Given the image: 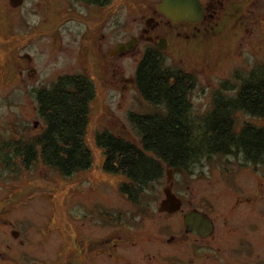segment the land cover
<instances>
[{"label":"rangeland","instance_id":"rangeland-1","mask_svg":"<svg viewBox=\"0 0 264 264\" xmlns=\"http://www.w3.org/2000/svg\"><path fill=\"white\" fill-rule=\"evenodd\" d=\"M152 1L156 22L166 24L158 15V0ZM9 2L0 0V209L5 210V239L18 225L13 234L29 238L30 252L60 262V253H66L68 244L81 233L99 237L113 230L96 228L94 214L84 219L89 210L99 214L96 207H109L105 212L110 214L113 206H128L119 189L123 179L102 170L103 155L95 146L94 133L119 125L118 133L138 144V130L129 116L156 110L134 85L140 58L146 50L156 49L140 39L150 16L143 17L139 0H116L99 15L94 5L86 6L83 0H25L16 8ZM244 22L240 15L222 17L212 29L198 33L191 28L187 37L184 26L153 24V30L169 39L163 52L166 64L185 67L197 76L194 114L211 109L220 94L235 97L242 79L264 63V0H249ZM135 38L140 41L133 49L114 52L118 44ZM82 73L90 76L97 90L87 135L93 168L71 179H62L40 162L26 169L23 159L13 157L14 144L31 139L44 126L37 92L50 89L62 75ZM235 120L236 131L247 123L264 124L241 112ZM167 171L164 167L160 180L143 195V204L151 202L153 213L142 217L134 229L137 264H165L166 256L177 253L173 247L177 243L167 242L179 235L181 215L158 212L167 186L186 200L185 210L197 208L214 220V237L230 238L229 242L246 239L253 244V258H264L263 166L248 163L242 154L213 155L201 159L191 174L174 172L170 183Z\"/></svg>","mask_w":264,"mask_h":264},{"label":"trees","instance_id":"trees-1","mask_svg":"<svg viewBox=\"0 0 264 264\" xmlns=\"http://www.w3.org/2000/svg\"><path fill=\"white\" fill-rule=\"evenodd\" d=\"M134 85L156 109L129 116L139 143L120 135L119 125L94 133L95 146L103 155L102 170L123 179L121 192L145 195L142 191L160 180L164 167L191 174L201 159L213 155L242 154L248 163L264 167V124L247 123L235 129L240 112L264 122V63L242 79L235 97L216 96L212 108L200 115L194 114L192 104L196 74L168 66L157 49L146 50L140 58ZM96 97V85L86 73L62 75L50 89H40L38 115L44 126L31 139L14 144L13 157L23 159L26 169L40 162L62 179L86 174L94 165L87 135Z\"/></svg>","mask_w":264,"mask_h":264},{"label":"flooded vegetation","instance_id":"flooded-vegetation-1","mask_svg":"<svg viewBox=\"0 0 264 264\" xmlns=\"http://www.w3.org/2000/svg\"><path fill=\"white\" fill-rule=\"evenodd\" d=\"M25 0H22L24 2ZM87 4L86 6L94 5L99 14H101L107 6H111L116 0H83ZM128 1V0H121ZM162 0H158V15L163 17L164 21L156 22L158 18H154L157 14L154 9V2L152 0H139V3L143 5L142 12L144 18L148 15L147 29L143 30V35L140 39H145L151 45H155L158 50V46L162 39L166 40L167 49L169 47V39L165 34H159L153 30L152 26H168L178 24L184 26L186 31L184 34L189 36L190 29L194 28L198 33L201 30L212 29L214 25H217L218 21L222 17H237L240 15L242 24L244 25V19H248L249 16V0H210L209 3L204 0H200L204 9V15L199 23H192L189 21H183L180 23H172L168 20L160 11L159 6ZM70 3V2H69ZM121 3V2H120ZM134 5V4H133ZM48 9L47 4L44 11ZM63 14V13H60ZM151 20V21H150ZM150 25L148 26V22ZM201 28V29H200ZM163 30V29H162ZM136 44L139 43L140 39ZM160 51V50H158ZM166 51V50H165ZM161 51V52H165ZM4 160V159H3ZM5 169V166H4ZM3 177V176H2ZM1 177V178H2ZM121 196L124 202L128 206H113V211L107 214L105 211H109V207H96L94 210L99 213H90L83 216L84 219H92V214L96 219L97 226H110L111 230L106 233L105 236L86 235L84 232L78 235L75 242H71L67 246V252L60 253L62 258L60 262L54 258H41L38 253L30 252L27 248L29 238L21 237L15 233L16 229L10 232V238L5 239V210L0 209V264H137L134 261V255L136 254L133 249L137 245V234L134 229L136 224L140 223L142 217H146L153 213V206L151 202L143 204V195L137 197L134 190L122 191ZM146 190L142 191V193ZM174 193V192H173ZM175 194V193H174ZM165 195V194H164ZM177 196V195H176ZM182 201L181 209L175 213L160 212V206L158 212L161 215L173 217L180 216V223L177 225L179 235H172L168 239L167 244L177 243L174 248L177 247V253H172L164 258L165 264H264V258L262 260H256L253 258V244L246 239H237L229 242L230 238L223 239L222 237H214L216 231V224L207 213L197 209L191 208L185 210L187 207L186 200L183 197H179ZM164 199L161 200V202ZM160 202V205H161ZM5 207V206H1ZM196 211L201 213L202 216L207 218L211 224V232L207 236H201L194 233L187 232L185 219L186 216ZM109 216V217H107ZM73 219V215L70 216ZM167 228L171 230L168 225ZM166 227L164 229H167ZM207 228L203 227V231L206 232ZM168 231V230H166ZM137 235V236H136ZM63 242L59 245L58 249H61ZM169 245V244H168ZM148 248V246H146ZM152 258L153 255L150 251H146ZM168 257V258H167Z\"/></svg>","mask_w":264,"mask_h":264},{"label":"water","instance_id":"water-1","mask_svg":"<svg viewBox=\"0 0 264 264\" xmlns=\"http://www.w3.org/2000/svg\"><path fill=\"white\" fill-rule=\"evenodd\" d=\"M9 4L11 7L16 8L22 4V0H10ZM159 11L172 23H180L183 21L199 23L204 15V9L200 0H162ZM150 21L148 22V26L150 25ZM136 42V39H132L130 42L118 44L114 52L120 53L131 50ZM166 49V40L162 39L158 50L165 51ZM167 176L168 182L170 183L173 177V171L168 170ZM164 194L165 198L161 202L159 211L170 214L179 211L182 206V201L173 193L171 186H167L164 189ZM185 225L187 232L201 236L209 235L212 228L211 222L196 211H192L186 216ZM203 227L207 228L206 232L203 231Z\"/></svg>","mask_w":264,"mask_h":264}]
</instances>
